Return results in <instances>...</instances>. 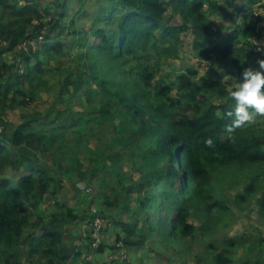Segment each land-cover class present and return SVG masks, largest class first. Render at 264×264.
<instances>
[{
  "label": "trees",
  "instance_id": "obj_1",
  "mask_svg": "<svg viewBox=\"0 0 264 264\" xmlns=\"http://www.w3.org/2000/svg\"><path fill=\"white\" fill-rule=\"evenodd\" d=\"M32 1L15 5L0 0V27L11 18L34 25L30 33H9L7 48L0 41V124L4 126L0 132V264H75L79 259L92 264L85 259L92 251L90 235L79 245L73 242V249L69 243L73 236L60 227V222L78 220L76 209L59 204L58 212L41 211L45 198L59 196L67 185L55 162L50 164L43 156L58 154L64 145L81 147L86 156L87 134L80 126L88 117L111 127L120 121L134 134L136 160L131 171L137 180L127 186V192L147 232L135 241L143 223L117 222L123 228L116 239L128 251L146 241L148 229L174 249L198 236L219 238L218 225L230 219L227 225L231 226L238 209L250 202L258 203L264 212V129L251 123L226 132L232 122L226 115L233 107L232 80L222 83L200 76L196 64L183 66L172 81L159 76L165 60H184L187 51L202 62L230 59L233 69L224 77L232 74L239 81L243 69H255L251 61L260 55L256 47L264 49L260 43L264 33L257 29L264 15H257L243 0H97L91 25L78 28L75 18L81 11L72 10V0L46 2L50 6L46 11L39 1ZM260 8L264 9V2ZM47 16L52 25L48 33L43 31ZM67 17H72L74 27L67 35L70 39L55 33ZM36 19L40 23L34 24ZM225 26L227 34L221 30ZM30 38L42 43L41 50L20 47ZM51 40L54 43L47 44ZM8 52L16 58L12 64L4 60ZM35 53L39 54L36 63ZM50 75L57 78V94L54 102L45 104L46 114L34 109L35 115L19 124L4 118L9 109L25 108L51 88ZM215 95L218 103L210 101ZM182 102L189 103L190 109L180 108ZM68 127L79 136L66 139ZM124 158L116 153L109 161L115 166ZM50 172L56 177H50ZM227 182L239 187L236 195L228 196ZM162 191L164 196L159 198ZM102 201L104 209L116 207L109 194ZM83 215L82 221L93 218L90 211ZM241 244L229 235L217 245L210 243L206 252L211 256L203 257L211 264H235L229 260L231 249L238 250ZM25 246L29 247L26 256ZM109 248L116 247L104 243L95 253ZM255 264L264 261L259 258Z\"/></svg>",
  "mask_w": 264,
  "mask_h": 264
},
{
  "label": "rangeland",
  "instance_id": "obj_2",
  "mask_svg": "<svg viewBox=\"0 0 264 264\" xmlns=\"http://www.w3.org/2000/svg\"><path fill=\"white\" fill-rule=\"evenodd\" d=\"M36 1L40 2L43 11L48 10L50 7L46 2H55V0ZM96 1L97 0H84L83 3L79 0L71 1L72 10L81 11L80 15L75 18V26L82 28L89 27L91 25V21L89 19L93 18L94 16L92 15L96 13V4L94 3ZM254 1L256 3L252 5L249 3V0H243L240 2L242 4L245 3V5L251 8V10L261 14L264 9H260V6L261 2H264V0ZM11 2L15 5H28L33 1L11 0ZM0 13H2L1 5ZM211 20L216 21L215 16H212ZM50 21L51 17L47 16V18H45V26L43 30L46 33L51 31L52 25L49 24ZM38 22L40 23L37 19L33 21L34 24ZM239 22L240 19H238V23ZM3 24L4 25L0 27V41L1 46L4 48L9 46L10 36L8 35L12 31L15 33L26 34L27 32L30 33L34 29V25L25 24L24 19L21 18L17 20L11 18V20H6ZM66 28H68L67 31H65ZM73 30L74 27L72 24V17H67L63 21V26L58 28L55 33L70 39L67 35H71ZM221 30L223 33L227 34L229 29L225 26ZM27 41L30 43L34 42L32 45L35 49H37V51L41 50L42 43L38 44L37 38H30ZM54 41L55 40H51L47 44L50 45L51 43H54ZM260 43H262L261 46L263 47L264 41H260ZM255 51L260 54L251 61V66L256 69L258 67L256 63L257 59L264 58V49L257 46ZM183 55L185 56L184 60H165V63L161 67L159 76H162L167 81H172L178 73L180 74L182 72L181 70L183 69V66L196 64L199 68H201L199 72L200 76L206 75L210 78L218 79L222 83H225L226 80L229 79V81L232 80V82L230 81L231 84L235 86L238 84L239 81L236 80V77L231 76L232 74L224 77L225 72L233 69L231 65L232 61L230 59L215 57L212 61L202 62L187 51ZM38 56V53L34 54V63H36V58H38ZM4 60H7L9 64H12L16 61V58L8 52L5 54ZM6 73H8V71ZM13 77H11V82L14 81ZM48 77L45 76L47 79ZM50 78L53 85L51 88L41 91L35 102L30 103L25 108H22V106L19 105V107H16L13 111L9 109L8 114L5 113V115L4 113H1V115L4 114V118L11 121L13 124H19L25 118L35 115L36 112L34 109L40 110L43 115L46 114L48 109H45V104L54 102L57 94V90L55 89L57 78L51 75ZM30 88L31 87H26V89ZM13 93L14 92L10 93V98L14 96ZM23 98L24 96H18L19 101L23 100ZM219 100V96L215 95L214 97H211L210 101L218 103ZM180 108H183L185 111L189 110V103L182 102ZM83 123L84 124L81 125L82 127L80 126V129L81 131H85L87 134L85 140L87 141L86 148L88 150V154L86 156L81 154L83 152L79 151L81 147H78L75 144V147L72 148L64 145L59 149L58 154H51L47 152V154L43 156V158L50 162V164L53 161L55 162L53 163L54 168L58 170L59 176L64 178L67 185L63 186L59 196H47V198H45V203L42 205L41 211L49 214L58 212L62 207L59 204H67L68 206L76 209L75 214H78L79 218L75 223H71L69 221L60 222V227L63 229L64 233H68L73 236V240L71 239L69 242L73 249H75V244L79 245L80 241L84 242L88 239L87 237H84V231L81 226L84 222L82 221V218L84 217L83 214L86 213V211L91 212L93 205H95L99 210L100 216H104L109 221L108 229L111 232L121 231V228L123 227L120 224H117L120 220L131 223L137 222L138 224L143 223V221L139 223L138 219L140 216L137 215L138 213L136 212V210H138V208L135 207L136 202L132 201L128 195L129 192H127V186L137 180V175L135 176V173L131 171L132 162L135 164L136 160V158L132 155L134 148L133 141H135L133 132L125 125V123H121L120 121L116 123V126L111 127L103 121L100 122V119L95 120L94 118V120H92L88 117L84 119ZM254 123L257 124V127L261 125L262 128H259V130L264 129V118L256 117ZM0 127H2L3 130L4 126L2 124H0ZM41 128L43 127L38 126V130H41ZM73 132V129L68 127L65 130L64 137L71 140V138L75 135L76 137L79 136V133L74 134ZM63 141L65 142V139H63ZM116 153L124 155L125 158L117 163L118 165L114 166L109 161V158L111 154ZM66 155H70V157H66V159L63 158ZM76 156H80V159H77ZM51 173L54 174V172ZM224 187L228 196L236 195L240 190L236 184L232 185L230 182L224 183ZM85 190H92V193L85 192ZM106 194L111 195V198L116 202V207L114 209L107 210L102 207L103 205L101 202H103L102 199ZM162 196H164V191L160 192L159 198ZM124 200H126V202L128 200L129 205L126 204ZM260 211L262 210H260V205L258 203L250 202L247 207H241V209H238V217H234L237 221L233 222L231 226L228 227L227 225V223L232 222L230 219H226V222L218 225L217 229L219 228V238H215L213 236H198L193 240H188L186 244L174 249L166 246L165 243L156 236V231L150 232L148 229L149 236L146 241L138 247H133L132 250L129 251L127 259L121 261V264H211L208 260H206L208 258L203 257L208 254L206 252L208 245L210 243L217 245L220 243L221 239L227 238L229 235L234 236L237 240H242L241 245L245 248L239 247L237 250L232 247L229 259L232 263L255 264V260H258L259 258L264 261V212L262 211V213H260ZM194 221L200 225L198 220ZM115 232L113 235L116 238L118 233ZM143 232H147L146 229H144V223L139 227L137 234L134 236V240L140 242V234ZM252 245H255L256 248L253 247L249 249ZM28 251L29 247L25 246L23 249L25 256ZM83 251H87L85 247H83ZM86 254L88 255L89 253ZM87 255H85L86 260ZM208 255L211 256L210 254ZM99 258L100 255L96 253L95 260ZM130 258L131 260L128 261ZM36 264L38 263L36 262ZM75 264H83L82 259L76 261Z\"/></svg>",
  "mask_w": 264,
  "mask_h": 264
},
{
  "label": "clouds",
  "instance_id": "obj_3",
  "mask_svg": "<svg viewBox=\"0 0 264 264\" xmlns=\"http://www.w3.org/2000/svg\"><path fill=\"white\" fill-rule=\"evenodd\" d=\"M256 63L258 65L256 69H243L239 76L238 84L235 86V88L229 90V96L233 101V107L226 113L227 117H229L232 121L230 125L226 126L225 130L227 133H232L235 129H238L247 124L254 123L256 117H264V58L257 59ZM207 143L211 145L212 140L209 139ZM91 215H93L92 211ZM102 218L106 223V235L109 221L104 216H102ZM91 220L87 221V225L84 229V237L87 238L90 235L88 224ZM116 238L111 245H114L117 242L121 241L117 240ZM104 243L106 242L104 241ZM125 249L128 254L129 251L126 247ZM109 250L110 253L111 251L116 252V248H110Z\"/></svg>",
  "mask_w": 264,
  "mask_h": 264
},
{
  "label": "built area",
  "instance_id": "obj_4",
  "mask_svg": "<svg viewBox=\"0 0 264 264\" xmlns=\"http://www.w3.org/2000/svg\"><path fill=\"white\" fill-rule=\"evenodd\" d=\"M256 13L257 15H259L258 12ZM261 15H264V10L261 12ZM257 29L260 33L261 32L264 33V20L261 21L257 25ZM32 43H30L29 41H25L20 45V47L27 49L29 45L33 47ZM0 132H2V127H0ZM91 211L94 215V218L89 222L88 228H89V233L91 237L92 252L87 255V260L88 262H91L92 264H97L94 259L95 250L105 241L104 237H105V231H106V223H105V220L100 216L99 210L97 209L95 205L92 206ZM114 245L116 246V252L111 251L109 262H111V264H118L119 262L121 263V261L126 260L128 257V254H127V251L122 241H119Z\"/></svg>",
  "mask_w": 264,
  "mask_h": 264
},
{
  "label": "crops",
  "instance_id": "obj_5",
  "mask_svg": "<svg viewBox=\"0 0 264 264\" xmlns=\"http://www.w3.org/2000/svg\"><path fill=\"white\" fill-rule=\"evenodd\" d=\"M87 225V221H84L83 223H82V228H83V231H84V229H85V226ZM121 230H122V228H121ZM115 231H109V229H107V232H106V235H105V242L106 243H108V244H112L113 243V241L115 240V237H114V235H113V233H114ZM120 232V231H119ZM119 232H115V233H119ZM113 235V236H112ZM82 241H80L79 242V244L81 243ZM110 249V248H109ZM109 249H107V251L105 252V253H102V254H99L100 255V258L99 259H97V260H95L96 261V263L98 262V261H109V257H110V250ZM94 259H95V257H94ZM131 260V258L128 260V261H130ZM120 263V262H119ZM118 263V264H119ZM121 264V263H120Z\"/></svg>",
  "mask_w": 264,
  "mask_h": 264
},
{
  "label": "water",
  "instance_id": "obj_6",
  "mask_svg": "<svg viewBox=\"0 0 264 264\" xmlns=\"http://www.w3.org/2000/svg\"><path fill=\"white\" fill-rule=\"evenodd\" d=\"M50 177H56L53 173L50 172L49 174Z\"/></svg>",
  "mask_w": 264,
  "mask_h": 264
}]
</instances>
